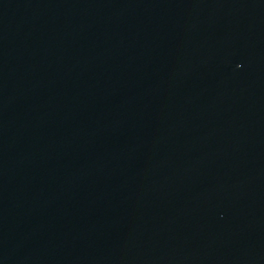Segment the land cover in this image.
Masks as SVG:
<instances>
[{
    "label": "water",
    "instance_id": "water-1",
    "mask_svg": "<svg viewBox=\"0 0 264 264\" xmlns=\"http://www.w3.org/2000/svg\"><path fill=\"white\" fill-rule=\"evenodd\" d=\"M0 264H264V0H0Z\"/></svg>",
    "mask_w": 264,
    "mask_h": 264
}]
</instances>
